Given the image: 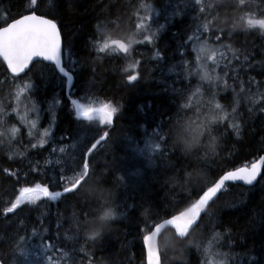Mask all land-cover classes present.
<instances>
[{
	"label": "trees",
	"instance_id": "trees-1",
	"mask_svg": "<svg viewBox=\"0 0 264 264\" xmlns=\"http://www.w3.org/2000/svg\"><path fill=\"white\" fill-rule=\"evenodd\" d=\"M228 2L212 0L210 5H204L210 6L206 7V12L219 14L218 26L229 24L230 28L231 22L237 20L244 10L225 7ZM29 3L30 0H0V24H4L5 19L25 14ZM38 3L43 14L54 18L61 29L67 45L63 61L73 75L74 83L70 95H67L66 78L56 71L63 84L52 91L57 80L50 75L52 70L48 67L35 69L32 81L39 83L43 79L38 95L34 96L45 113L42 125L48 121L53 101L60 98L51 134L45 145L38 144L33 148L23 129L22 139L29 145L22 152L8 148L5 143L0 145V258L7 264H27L28 260L17 254V248L23 237L28 239L29 234L36 231L52 247L68 246L70 264H147L143 236L149 233L155 221L168 218L177 207L182 209L185 206L183 201L187 191L182 189L192 191L194 199L196 187L216 179V174L239 167L264 153V30L241 26L226 30L221 40L216 41L215 28L210 26V31L200 36L202 40L207 39L209 45L219 43L224 52L223 58H217L220 60L217 73L223 80L219 87L209 92L206 82L202 84L195 75L197 25L205 17L194 2L187 8L183 3L178 6V0H38ZM142 4L158 9L161 12L159 22H167L155 42L134 45L128 54L110 50L100 52L99 47H93L94 42L99 43L101 31L106 33L105 37L109 34V41L125 40L130 31L136 30L135 25L144 11L139 7ZM256 4H264V0H256ZM166 11L170 13L171 23L164 17ZM206 18L212 19L210 15ZM179 34L192 36V40H184L190 47L176 53ZM131 61H138L135 68L128 67ZM186 68L193 75L189 76ZM3 73L4 65L0 64V78L4 77ZM135 74H139L138 81H128L127 77ZM93 78L95 95L89 96V100L123 105V116L118 117L113 127L110 142L104 148L98 146L89 158L90 169L95 168L96 175L90 171L87 182L96 180L107 188L112 205L119 213V219L110 229L95 239L86 229L72 226L73 212L81 220L85 219L82 212L86 211L88 217L96 214L94 201H64L63 197L58 201H47L44 198L35 205H22L13 213L5 212L20 187L41 183L47 184L50 190L62 191V187L53 186V181L61 183V169L67 175L71 174L69 167L79 170L77 165L81 157L78 149L71 155L59 149L67 150L80 135L85 137L79 145L89 143L94 130L88 122L81 120L78 124L80 118L76 117L74 108L65 105L69 98L79 96L83 100L88 81ZM197 87L200 88L198 93ZM207 93L215 94L216 103L224 110L221 115L229 114L215 127L219 148L218 155L209 161L210 167H205L203 160L189 161L170 143L166 145L159 137L161 129L157 127L174 118L178 106L182 107L186 102L192 107L184 109L181 116L194 117L198 105V110L207 114L208 106H203L201 100V95ZM185 94L187 101L183 98ZM238 98L240 103L237 106ZM233 108H236L235 114ZM163 131L166 133L167 128ZM61 136L63 140H60ZM150 138L156 144L152 148L146 145ZM137 146L152 150L150 161L137 159ZM198 151L203 157L200 148L189 153V157H195ZM73 156L76 159H72ZM4 169L17 172L20 181L10 178ZM185 169L202 171L203 178L185 185ZM135 171L137 176L133 174ZM226 188L225 194L209 207L213 215L203 216V224L195 238L201 242L200 246L194 243L189 247L182 264H202L200 247L217 232L223 233L226 241L235 243L225 247L229 252L246 257L254 254L258 258L255 264H264V223L260 219L264 215V181L259 179L253 186L228 183ZM82 194L88 195L84 191ZM85 203L89 204L88 208H84ZM58 222L59 229L56 227ZM169 232L166 229L158 237L162 264H166L177 243L174 236H165Z\"/></svg>",
	"mask_w": 264,
	"mask_h": 264
},
{
	"label": "snow or ice",
	"instance_id": "snow-or-ice-1",
	"mask_svg": "<svg viewBox=\"0 0 264 264\" xmlns=\"http://www.w3.org/2000/svg\"><path fill=\"white\" fill-rule=\"evenodd\" d=\"M198 6L199 12L205 19L201 20L197 25V32L200 33L196 37L198 41V46L194 49L197 54L195 56L194 66L196 67L195 75L199 77V80L206 82L208 86V91L211 92L214 87H219L220 82L223 78L217 73V69L220 67V60L217 59V53L219 48H215L207 43V39L201 40L200 36L208 33L210 31V26L215 28L213 33L215 40L220 41L221 35L226 34V30H235L238 27H245L247 29L259 28L264 30V4H256V0H229L225 7H237L243 9V14L239 16L237 20L231 22L230 28L229 24L222 26L219 25V14L215 12H206V7L203 0H178L179 3H183L185 8L189 7L192 3ZM219 6V3H217ZM135 7V6H134ZM140 8L145 9L144 17L141 22L135 25L136 30L130 31L125 40H111L109 44L108 40L105 39L106 33L101 31L98 40L102 42V45L93 43V47H99L100 52H105L111 48L112 52H122L125 54L130 53L133 45H144L146 43L152 42L156 37L157 33L161 32L165 28L164 24H160L155 18V15H160L159 10L151 8L148 4H142ZM41 14H37V13ZM26 14L20 15L18 18H12L11 20L5 19L4 24H0V57L2 61L0 64L4 65V79L0 80V87L6 86L10 81H19L20 83L15 84L16 92L13 96L15 105L9 104L8 107L12 108L17 115H19L20 109L19 105L23 102L22 97H25L31 101L32 97L37 96L43 79H40L39 83H27L25 80H32L35 74V69L38 67H48L51 68L50 75L56 76V70L62 73L64 77H67L69 81H72L73 76L70 75L69 71L66 70V66L63 62L64 53L67 45L65 44L64 38L61 34V29L58 26L56 20L46 18L45 14L41 11L38 0H30L27 8L25 9ZM211 16L212 19H207V16ZM255 17V18H253ZM213 21L216 23L213 24ZM171 18H169L168 23H171ZM153 25H156L155 31H153ZM202 30V31H201ZM97 38H94V40ZM110 39V37H109ZM177 48L176 53H179L180 49H188L189 44L183 42L184 40H192V36H185L184 34L177 35ZM222 56V54H221ZM183 59V55L181 54ZM79 63V60L76 61ZM138 61H131L128 65L129 68H135ZM127 70V69H126ZM95 74L93 73V76ZM188 75L191 76L193 73L188 70ZM60 79L61 85L63 84V79ZM128 81L136 82L139 79V74L129 75L127 77ZM186 88L189 85H185ZM93 88H95V79L88 81L86 94L81 100L79 96L76 98H69V103L65 107H72L75 110L76 117L80 118L77 121L88 122L89 126L93 127L94 136L89 143L79 145V142L74 143L73 148H77L81 159L78 162L79 170L76 171L74 168L69 167L68 172L70 175L64 174V170L61 169L60 184L53 181L54 187H62V191L50 190L47 184L34 183L32 186H22L18 189V195H16L14 201L9 207L5 209L6 213H13L16 209L20 208L22 205H35L37 201H41L47 198V201H58L63 197L64 201H70L72 199H80L83 192V187L87 183L86 178L90 179V171L92 175H96V169H90L89 158L93 156V153L100 148H104L106 144L110 142L111 132L114 125L118 121V117H122L123 105L119 102L110 103L103 101L93 102L89 100V96H94ZM200 88L197 87L196 92L198 93ZM243 92V89H241ZM196 93H193L195 95ZM239 95V94H238ZM186 101L188 100L187 95L183 97ZM215 94L211 95L206 101L208 105L207 114L195 110L194 117H188L186 115L181 116V112L184 109H189L192 105L189 102L183 104L182 107L178 106L175 117L158 125L161 129L159 137L163 139L164 143L174 150L180 151L173 143L174 136L179 134L188 135L193 143L199 141L200 137L204 135L205 131L208 132V138L215 144L217 137L212 135L215 127L219 125L222 120L228 118L227 113L221 115L224 112L222 106L216 103ZM237 106L240 103L238 98L235 102ZM32 111L38 112L36 102H32ZM236 113V108H233V114ZM11 113L8 108L0 106V138L7 142L9 145L12 142L14 136H16L20 129L12 127L10 129L4 128L5 117H8ZM166 114V113H165ZM23 119V118H22ZM32 128H35V122L31 124ZM167 128V132L163 131ZM234 127H238L234 125ZM45 136H50V133L45 130ZM64 137L61 136L60 140ZM131 139V137H129ZM46 141L41 140L40 143L43 144ZM33 148L37 147V144L31 145ZM60 152H64L65 148L61 147ZM215 156L218 153H215ZM189 161L196 160L205 161V167H210V159L208 157L207 151L204 152L203 157L200 156L199 151L195 157H189L184 155ZM72 159H76L75 156ZM35 171V169H31ZM10 178L14 177L17 182L20 181V176L17 172H9L7 169L3 170ZM264 156H259L257 159L244 163L242 166L235 167L231 171H223L218 173L217 178L205 183L201 187H196L195 198L193 199V192L187 189H182V191H187V195L183 201L184 207L181 209L176 208L174 212L169 213L168 218H164L162 222L159 220L155 221L151 225V230L147 235L143 236V242L147 246V260L148 264H155L156 259L160 256V248L157 238L160 236L162 230H170L175 237L183 240L188 238L195 228H201L203 224V217H210L213 213L209 209V205L215 204L218 199L227 191L226 182L243 181L246 185H254V182L260 178L264 181ZM196 175L199 177L198 180L203 178V172H198ZM193 172L187 171L185 169V174L183 176V181L185 185L192 184ZM99 182V181H98ZM96 204L95 212L103 210L105 207L112 205L110 198H103V203L100 200L94 201ZM89 204L85 203L84 208H88ZM81 215L85 219L88 217V213L82 212ZM111 215V212L105 213V218ZM77 214L73 212L72 219L75 218ZM261 222L264 223V215L261 216ZM57 229L61 227L60 223L56 224ZM99 232H93L91 235L92 239L99 237ZM166 236V235H165ZM220 234L217 233V247H230L228 244L219 243ZM69 240L72 239L71 236L68 237ZM200 241H196L195 245L200 246ZM43 249L45 253L51 250V245L45 243L43 238L40 244L37 246ZM219 259L213 260L211 264H230L229 253L219 252L217 253ZM49 260L51 257H47ZM0 264H7V262L0 258ZM205 264H209L208 261ZM252 264H255V258H253Z\"/></svg>",
	"mask_w": 264,
	"mask_h": 264
},
{
	"label": "rangeland",
	"instance_id": "rangeland-1",
	"mask_svg": "<svg viewBox=\"0 0 264 264\" xmlns=\"http://www.w3.org/2000/svg\"><path fill=\"white\" fill-rule=\"evenodd\" d=\"M203 2L205 5H210L212 3V0H203ZM151 8H153V7H151ZM144 14H145V9H144L143 14L141 15V17L139 19V23L141 22L142 18L144 17ZM153 15H154V18L159 22V17L161 15V12H160V15H155V13H153ZM164 17H166L169 20V18H171L170 13L166 11L164 14ZM253 18H255V17H253ZM159 23L163 24L161 21ZM166 24H167V22L164 21V25H166ZM155 28H156V25H153V31H155ZM160 33L161 32L157 33V37L152 42L156 41V39L158 38V35H160ZM196 33L198 35H200L199 32L196 31ZM105 39H107L109 41V34L105 37ZM207 43L209 44V42H207ZM98 44L102 45V42L99 41ZM210 45H212L215 48H219V52L217 53V58L218 59L223 58L224 52L221 50L220 44L219 43H211ZM197 46H198V41L196 40L195 41V48ZM109 50L111 51V48H109L106 51H109ZM221 54H222V56H221ZM182 64L188 66L187 62H183ZM42 68H47V67H42ZM195 70H196V67H195ZM217 70H219V68ZM41 73H43V72H41ZM186 73L188 74V68H186ZM55 77H59V75H57V73H56ZM3 79H4V77L0 78V80H3ZM10 83H11V85H10ZM17 83H20V82L19 81H10L7 83L6 86L0 87V102H3V106L6 108H10V107H8L10 103L15 105V101L13 99V96L16 92L15 84H17ZM24 83L27 84V83H34V82L32 80H25ZM60 83H61L60 79L57 78L56 83H55L56 87H52L51 90L53 91L54 89L59 88ZM10 86H11V89H10ZM9 93H12V94L9 95ZM210 96H211L210 93L201 95V98H202L201 100L203 101V106L207 105L206 101L210 98ZM22 101L23 102L19 105V109H20L19 115H17L16 112H14L12 110V108H10L9 112L11 114L8 117L4 118L5 124L3 126L4 128H8V129H10L12 127H16V128L20 129V132L16 136L13 137L10 145L7 142H5V144L7 145L8 148L18 149L20 152H22L26 148H28V145H29L28 143H25L22 139V130L23 129H25V131L27 133V138L33 144H37V145L39 144L40 146L46 144L47 138L49 136H45L44 133H45V130H47L51 134L52 123L55 121L56 110L58 108V105L60 104V98H57L56 100L53 101V106H51V109L49 110L48 121L45 125H42L45 113L40 109V107L37 105V107L39 109V113L31 110L32 109V102L33 101L36 102V98L34 99V97H32L31 101H29L25 97H22ZM33 122H35V125H36L35 128L31 127V124ZM0 130H2V129H0ZM84 137L85 136L80 135V138L78 137L77 141L82 142ZM0 140H3V138H0ZM41 140L46 141V142L41 144L40 143ZM77 141L74 143H77ZM72 145H70L67 148V150L65 149V152L72 154V152L74 150L78 149V147L73 148ZM146 145L148 147L152 148L153 145H156V144H154L153 139L150 138L147 141ZM148 147L137 146V148H136L137 150L135 151V153H137V159H147L146 161L151 160L153 152ZM133 174L137 176V171H135ZM219 234H220V237H219V243L220 244H224V243H226L228 245L235 244L232 240L226 241L222 237L223 233H219ZM216 235L217 234L212 235V238L209 239L207 242H205L200 247V252H201L202 257H203L202 264H205L206 261H208L209 264H211V262L213 260L219 259V257L217 256V253H219V252L229 253V255L231 257L230 264L252 263L253 258H255V261H257L258 258L254 254L249 255L248 257H246V255H244V254L235 255V254L229 252L225 247H223V248L217 247ZM38 237H40V238L38 239ZM41 239H42L41 234H39L36 231H32L29 234L28 239L26 237H23L21 239V242L17 248V254L21 257L24 256V258L28 260L27 264H70V262H69L70 253H68V251H69L68 246H63V247H56V246L52 247L51 246V250L48 251V252H50V254H48V253H45L42 248L37 247L40 244ZM49 256L51 257L50 260L47 258Z\"/></svg>",
	"mask_w": 264,
	"mask_h": 264
},
{
	"label": "clouds",
	"instance_id": "clouds-1",
	"mask_svg": "<svg viewBox=\"0 0 264 264\" xmlns=\"http://www.w3.org/2000/svg\"><path fill=\"white\" fill-rule=\"evenodd\" d=\"M9 95H11V93H9ZM0 106H3V102H0ZM212 135H214V132L212 133ZM4 143L5 141L0 140V145H3ZM173 143L183 155H188L189 153L195 151L197 148H200L203 155L204 152L207 151L209 159L215 156L212 149L214 148L215 153H217L219 148L218 139L216 140L215 144H213L212 141L208 138L207 130L196 143H193L189 136L179 133L174 136ZM192 172L193 177L191 182L198 181L199 177L196 175V173L198 172L195 170ZM83 191L88 193L87 196L83 194H81L80 196V199L85 202L100 200L101 203H103V198L108 197L111 199V193L108 191V189L102 186L96 180L87 182L83 187ZM109 211L111 212V215H108L105 218V213ZM117 219H119V213L116 207L111 205L110 208L105 207L103 210L96 212L94 216H90L84 220H81L78 216H76L75 218H73L72 226L77 229H86L90 236L93 232H99L101 236L105 231L110 229L112 223ZM198 230V228L194 227V230L190 234V236L183 240L175 237L172 233L166 234V237L174 236L177 241L176 245L174 246V250L171 252L172 255H170L166 260V264H182V262L185 260L186 250L189 247L193 246V244L196 242L195 238Z\"/></svg>",
	"mask_w": 264,
	"mask_h": 264
},
{
	"label": "water",
	"instance_id": "water-1",
	"mask_svg": "<svg viewBox=\"0 0 264 264\" xmlns=\"http://www.w3.org/2000/svg\"><path fill=\"white\" fill-rule=\"evenodd\" d=\"M46 18H49V17L46 16ZM49 19H51V18H49ZM117 40H121V39H117ZM110 44H111V41H110ZM0 59L2 60V57H0ZM66 70H67V69H66ZM57 71H58V69H57ZM67 71H68V70H67ZM58 72H59V71H58ZM69 73H70V72H69ZM60 74L63 76L62 73H60ZM70 75H72V74L70 73ZM72 76H73V75H72ZM63 77H64V76H63ZM65 78H66V94H67V95H70L71 88H72V85H73V83H74V77H73L72 81H69V80L67 79V77H65ZM260 156H264V153H262ZM231 170H234V168L229 169V170H227V171H231ZM262 174H263V172H262ZM259 179H260V178H258L257 181L254 182V185L259 181ZM226 183H236V184H242V185H244V186H253V185H246L243 181L226 182ZM210 205H211V203H210ZM210 205H209V207H210ZM203 216H204V214L202 213V217H203ZM160 222H162V220H161ZM162 231H163V230H162ZM157 240H158V238H157ZM145 251H146V262H147V264H148V260H147V246H146V245H145ZM155 264H162L161 255L156 259Z\"/></svg>",
	"mask_w": 264,
	"mask_h": 264
},
{
	"label": "bare ground",
	"instance_id": "bare-ground-1",
	"mask_svg": "<svg viewBox=\"0 0 264 264\" xmlns=\"http://www.w3.org/2000/svg\"><path fill=\"white\" fill-rule=\"evenodd\" d=\"M71 154V153H70Z\"/></svg>",
	"mask_w": 264,
	"mask_h": 264
}]
</instances>
